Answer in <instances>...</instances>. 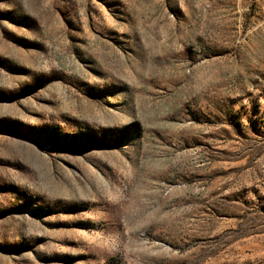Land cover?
<instances>
[{"label":"rangeland","instance_id":"374dc122","mask_svg":"<svg viewBox=\"0 0 264 264\" xmlns=\"http://www.w3.org/2000/svg\"><path fill=\"white\" fill-rule=\"evenodd\" d=\"M0 264H264V0H0Z\"/></svg>","mask_w":264,"mask_h":264}]
</instances>
